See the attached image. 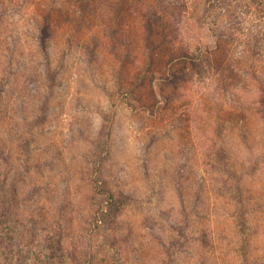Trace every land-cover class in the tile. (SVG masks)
<instances>
[{"label":"rangeland","instance_id":"rangeland-1","mask_svg":"<svg viewBox=\"0 0 264 264\" xmlns=\"http://www.w3.org/2000/svg\"><path fill=\"white\" fill-rule=\"evenodd\" d=\"M161 1L168 19L154 22L157 43L147 45L145 9ZM258 10L254 0H0V147L24 221L44 220L51 232L59 221L65 245L83 251L106 242L91 223L99 198L113 192L128 197L118 213L125 264H160L170 258L162 242L177 252L179 238L194 243L205 231L210 245H189L174 264H264ZM118 16L125 46L108 30ZM44 20L53 37L42 45ZM148 47L163 61L175 53L173 69H185L172 101L150 95L159 80L120 92L146 71Z\"/></svg>","mask_w":264,"mask_h":264},{"label":"trees","instance_id":"trees-1","mask_svg":"<svg viewBox=\"0 0 264 264\" xmlns=\"http://www.w3.org/2000/svg\"><path fill=\"white\" fill-rule=\"evenodd\" d=\"M254 1L256 4L258 3V11L261 13L260 17L264 19V0ZM164 4L165 2L163 3V1H161L158 6L150 5L145 9L146 14L144 15H147L148 18L146 23L147 32H145L146 35L144 38V43L146 44L157 43L154 37H152L154 34V22H157V25L162 28L166 24L169 9L167 5L165 7ZM134 10H136L135 7L130 10L132 15ZM121 21V17L118 16L116 19V22L118 23L117 26L113 27L109 25L108 30L112 33L111 35L114 41L115 39L118 41L120 38L122 42L121 45L125 46L130 39H127V37H121L123 33V31L120 32V29L122 28ZM39 32V38H41L42 41L40 43L45 45L46 42L53 37L52 23L44 20L40 24ZM168 39L169 37L165 40L168 41ZM119 42H117V44H119ZM132 48L133 47H126L127 53L125 61H128L130 57L129 63L131 65H136L139 58L132 59L130 54H128L134 53V50L130 51ZM156 49L157 47H155L154 50H150L148 47L145 49L146 53L144 50L142 51L143 57L146 55L144 58V60L147 61L145 63L146 71L135 75L136 80L135 83L132 84L133 88L124 89V85H121L120 92L123 96H132L135 92H138L141 89H147V85L149 87L151 84H154L156 80H159L157 87H153V89L151 88L152 86L150 87L151 91H153L150 95L154 97V101L158 103L160 97L164 98L166 101H172L174 99L175 93L173 90L178 89L180 81L182 79L184 80L185 69L182 68L181 74H177V71H175V68L173 69V67L176 65V60L179 57H176L175 53H170L168 60L163 61L164 58L161 56L162 51ZM117 52L115 51L114 53L116 54ZM120 52L116 55L119 58H122ZM183 58H187V56L185 55ZM168 64L170 65L169 71L164 69ZM156 71L162 73L159 79L156 76ZM105 144L106 147H108L107 142ZM219 149L220 150H216L215 152L213 151L217 157L218 163H220L225 156V150L222 148ZM8 158L10 157L2 147H0V264H125V261L122 260L123 240H121L122 235L119 227L120 216L118 213L122 206L127 205L126 203L128 201L126 200H128V197L122 195L121 199L118 194L109 192L106 197L102 195L99 198L100 200L96 204L98 208L96 209V214L91 226L92 229H96L98 232L96 236L97 239L104 237L106 242L97 241L96 245H89L87 248L84 247L85 249L82 251L75 241H72L74 245H65L67 236L64 235L62 224L59 221L55 226L56 230L53 232H51L49 228H46L47 226L45 225L44 220H37L31 217L24 221L25 219H23L19 208V202L21 201L19 188L17 183L13 181V172L11 168H8ZM227 171L230 175H233L232 170L230 171V169H227ZM203 177L205 178V175H203ZM99 193H101V189L100 191L97 189V196ZM210 236L211 235L205 231L201 234L200 238L196 235L194 243L191 240L188 243V238L185 236L182 240L179 238L178 243L175 245V247H180L177 252L173 251L174 246L172 247V242H162L160 245L165 249L170 258L167 260L163 258L160 264H174L178 252L184 253V256H187V253L190 252L189 245H196L197 241H202V243H204V248L208 247L210 245V242L208 241L210 240ZM127 238L128 237H125V240ZM128 241H132V239H128L126 243ZM206 255L207 249L203 250L200 259L203 258V260H207V257L205 259Z\"/></svg>","mask_w":264,"mask_h":264}]
</instances>
